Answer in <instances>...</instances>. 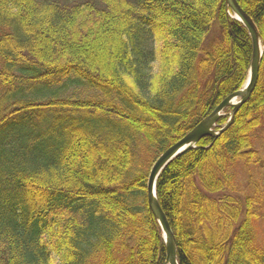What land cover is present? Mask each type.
I'll return each instance as SVG.
<instances>
[{
	"label": "trees",
	"instance_id": "trees-1",
	"mask_svg": "<svg viewBox=\"0 0 264 264\" xmlns=\"http://www.w3.org/2000/svg\"><path fill=\"white\" fill-rule=\"evenodd\" d=\"M237 2L261 35L256 87L156 182L178 264H264V195L241 182L261 161L264 0ZM230 15L225 0H0V264H165L148 174L245 85L251 40Z\"/></svg>",
	"mask_w": 264,
	"mask_h": 264
},
{
	"label": "water",
	"instance_id": "water-1",
	"mask_svg": "<svg viewBox=\"0 0 264 264\" xmlns=\"http://www.w3.org/2000/svg\"><path fill=\"white\" fill-rule=\"evenodd\" d=\"M225 2L231 12L232 18L242 24L251 40L252 54L248 81L244 88L228 96L209 116L203 118L187 135L167 148L151 167L146 184L147 204L163 234L166 248L165 264H178L177 245L167 219L156 198L155 187L159 175L172 160L186 151L195 148L196 144L202 138H216L224 133L230 127L238 109L251 96L259 77L260 63L263 55L261 35L252 19L239 6L237 0H225ZM228 107L232 108L228 122L220 130L216 131V123L222 116V111Z\"/></svg>",
	"mask_w": 264,
	"mask_h": 264
},
{
	"label": "rangeland",
	"instance_id": "rangeland-1",
	"mask_svg": "<svg viewBox=\"0 0 264 264\" xmlns=\"http://www.w3.org/2000/svg\"><path fill=\"white\" fill-rule=\"evenodd\" d=\"M44 1V0H42ZM72 1V0H69ZM152 48L154 50L160 49L161 43L158 41H155L154 44H152ZM156 59L155 62L152 64L153 72H155L158 69V62L157 60V53L155 55ZM28 97L32 98H41L44 96H49V92L47 89L43 86H33L29 90H27ZM255 148L260 153V164L258 167L251 168L249 172L243 171L241 173V182L242 186L246 190H256V187L259 190V193L264 195V126L261 128V130L258 131V133L255 135ZM152 167V166H151ZM151 169V168H150ZM241 171V169L239 170ZM238 171V172H239ZM150 172V171H149ZM259 228L257 230V240L260 242V244L264 243V221L259 220Z\"/></svg>",
	"mask_w": 264,
	"mask_h": 264
},
{
	"label": "bare ground",
	"instance_id": "bare-ground-1",
	"mask_svg": "<svg viewBox=\"0 0 264 264\" xmlns=\"http://www.w3.org/2000/svg\"><path fill=\"white\" fill-rule=\"evenodd\" d=\"M241 89H242V88H241ZM241 89H240V90H241ZM234 102H235V101H234Z\"/></svg>",
	"mask_w": 264,
	"mask_h": 264
}]
</instances>
